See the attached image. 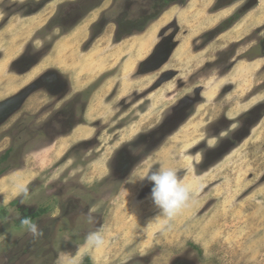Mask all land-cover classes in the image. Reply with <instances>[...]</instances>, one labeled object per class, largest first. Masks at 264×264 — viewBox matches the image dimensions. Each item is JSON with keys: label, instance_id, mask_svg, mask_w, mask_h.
<instances>
[{"label": "rangeland", "instance_id": "obj_1", "mask_svg": "<svg viewBox=\"0 0 264 264\" xmlns=\"http://www.w3.org/2000/svg\"><path fill=\"white\" fill-rule=\"evenodd\" d=\"M74 1L0 0V264H264V0Z\"/></svg>", "mask_w": 264, "mask_h": 264}, {"label": "clouds", "instance_id": "obj_2", "mask_svg": "<svg viewBox=\"0 0 264 264\" xmlns=\"http://www.w3.org/2000/svg\"><path fill=\"white\" fill-rule=\"evenodd\" d=\"M192 155L195 156L196 153ZM143 179L152 185L151 201L164 217L174 216L190 198L188 186L183 183L173 168L161 166ZM25 223L29 222L25 221ZM31 230L36 231L35 224L31 225ZM88 239L96 246H101L104 242L99 232L91 233Z\"/></svg>", "mask_w": 264, "mask_h": 264}, {"label": "trees", "instance_id": "obj_3", "mask_svg": "<svg viewBox=\"0 0 264 264\" xmlns=\"http://www.w3.org/2000/svg\"><path fill=\"white\" fill-rule=\"evenodd\" d=\"M83 1H85V4H88V11H87V14L88 12H91L92 10L96 9L97 7L100 6V4L104 1V0H77V1H74L72 3H70L71 5H74V4H79V3H83ZM181 0H151V5L149 7V9L146 11V14H149V16H153L151 19H155L159 13L162 12V10L165 9V7L171 5V4H174L176 2H179ZM140 18H142V15H140ZM115 25L117 27V34L118 35H129V31L128 29L126 28L127 26V23L124 21L123 17L120 16L116 22H115ZM144 26L141 27V29H137L136 31H141L143 30ZM10 153H11V149H8L7 151H5V153L0 157V163L2 162H5L8 160L9 156H10ZM6 169H1L0 170V176L5 172ZM14 204L11 203V205ZM28 219V216L25 215L22 219H21V223H25V221Z\"/></svg>", "mask_w": 264, "mask_h": 264}, {"label": "flooded vegetation", "instance_id": "obj_4", "mask_svg": "<svg viewBox=\"0 0 264 264\" xmlns=\"http://www.w3.org/2000/svg\"><path fill=\"white\" fill-rule=\"evenodd\" d=\"M17 101H19V99H8L7 101L5 100L4 101V104L3 105H1L0 107H2V108H6V107H10V106H14L16 103H17ZM3 110V109H2ZM1 110H0V123H1V121L3 120V115H1ZM5 112V115L8 113V111H4ZM1 125V124H0ZM9 159V158H8Z\"/></svg>", "mask_w": 264, "mask_h": 264}, {"label": "water", "instance_id": "obj_5", "mask_svg": "<svg viewBox=\"0 0 264 264\" xmlns=\"http://www.w3.org/2000/svg\"><path fill=\"white\" fill-rule=\"evenodd\" d=\"M17 108H18V107H14V108L11 110L10 113H12L13 111H15ZM6 116H8V115H6ZM6 116H5V118H6Z\"/></svg>", "mask_w": 264, "mask_h": 264}, {"label": "crops", "instance_id": "obj_6", "mask_svg": "<svg viewBox=\"0 0 264 264\" xmlns=\"http://www.w3.org/2000/svg\"><path fill=\"white\" fill-rule=\"evenodd\" d=\"M72 135V134H71ZM61 138H63L64 140H66L68 138V136H62ZM71 138V137H70Z\"/></svg>", "mask_w": 264, "mask_h": 264}]
</instances>
